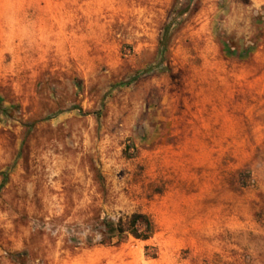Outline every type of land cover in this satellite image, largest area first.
I'll return each mask as SVG.
<instances>
[{"label":"rangeland","instance_id":"rangeland-1","mask_svg":"<svg viewBox=\"0 0 264 264\" xmlns=\"http://www.w3.org/2000/svg\"><path fill=\"white\" fill-rule=\"evenodd\" d=\"M0 264H264V0H0Z\"/></svg>","mask_w":264,"mask_h":264},{"label":"trees","instance_id":"trees-1","mask_svg":"<svg viewBox=\"0 0 264 264\" xmlns=\"http://www.w3.org/2000/svg\"><path fill=\"white\" fill-rule=\"evenodd\" d=\"M152 233L151 222L145 214L131 213L124 221L117 219H102L100 222L99 244H106L112 238L119 239L123 234L130 235L134 239L145 240Z\"/></svg>","mask_w":264,"mask_h":264}]
</instances>
